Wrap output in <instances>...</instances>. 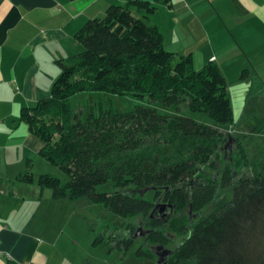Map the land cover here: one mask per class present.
<instances>
[{"label": "trees", "instance_id": "1", "mask_svg": "<svg viewBox=\"0 0 264 264\" xmlns=\"http://www.w3.org/2000/svg\"><path fill=\"white\" fill-rule=\"evenodd\" d=\"M151 11L149 1L125 0L88 19L74 35L83 50L58 59L50 94L22 109L21 120L44 143L40 156L68 176L62 182L41 173L36 182L55 200L87 197L122 220L145 218L153 243L169 250L165 264H264V178L245 170L247 147L235 131L226 79L213 61L198 70L190 54L174 62L147 20ZM82 92L147 97L176 112L137 104L125 112L92 105L84 113L71 100ZM184 110L202 112L213 124ZM17 179L34 181L29 161ZM157 199L172 213L213 207L187 220L185 237L169 249L156 227L172 213L166 221L153 217ZM123 229L126 236L93 243L104 239L126 253L140 228L133 236V226ZM154 250L142 242L136 254L152 259Z\"/></svg>", "mask_w": 264, "mask_h": 264}, {"label": "crops", "instance_id": "2", "mask_svg": "<svg viewBox=\"0 0 264 264\" xmlns=\"http://www.w3.org/2000/svg\"><path fill=\"white\" fill-rule=\"evenodd\" d=\"M146 1L152 5L147 20L162 34L165 49L175 57L190 54L197 68L215 62L232 107L243 112L264 104V0ZM124 3L0 0V264H73L61 249L63 231L53 213L67 199L55 200L37 184L49 166L37 173L34 162L51 163L40 156L44 143L20 113L50 94L56 61L80 52L74 35L84 23ZM244 68L250 70L246 78L240 76ZM28 161L31 183L17 179Z\"/></svg>", "mask_w": 264, "mask_h": 264}, {"label": "rangeland", "instance_id": "3", "mask_svg": "<svg viewBox=\"0 0 264 264\" xmlns=\"http://www.w3.org/2000/svg\"><path fill=\"white\" fill-rule=\"evenodd\" d=\"M82 50L83 47L81 46L80 52ZM176 60L177 57H175L173 61L175 62ZM202 65L197 68L195 67V62L193 63L194 69H201ZM234 92H236L235 88ZM253 99H255V97ZM71 100L72 105L75 108L81 109L84 113H86L92 105L112 111L125 112L133 109L137 104L151 106L166 113L176 112L175 106H162L159 102H150L147 97L138 99L127 95L120 96L103 92H96L90 95L87 92H82L73 96ZM232 108H234L233 112L236 120L237 129H235V131L241 134V140L247 147L248 169L245 170L248 174L252 175L260 172L261 177L264 178V104L256 107L251 105L249 107L247 106L246 110L243 112L241 111L242 108H238L235 103ZM183 113L199 121L213 124L202 112L184 110ZM42 162L47 164V166L42 165ZM34 163L35 172L39 173V171L48 170L50 172L47 171L46 173L58 177L62 182L68 180V176L58 167L44 160H42L41 163ZM48 166L49 168L44 170L46 169L45 167ZM44 189L49 192L48 188ZM147 197L151 196L148 195ZM63 203L65 205L58 210L54 208L55 210L53 209V213L57 215L56 225L61 227L63 231L60 243L62 246L61 249L67 253L73 264H155V258L147 259L136 254L137 248L143 242V233L138 232L132 246L126 253L104 239L96 244L93 243L94 239L99 236H103L104 238L110 235H114L117 238L126 236L128 231L123 228L127 225L133 226L130 235H134V232L138 228L149 229L151 226H148L145 218L140 217L122 220L106 210L102 205L92 203L87 197H79L72 200L68 199L63 201ZM162 203L163 201L160 199L155 201V205ZM212 207L210 203L199 213H196L197 210L195 209L187 208L173 211L166 224L161 227H156L157 231L163 233L164 237H166L167 247L169 249H174L183 240L185 237L184 234L186 233L183 231L187 228L185 226H188L187 220H190V223L194 222L198 218V215L204 216ZM48 208L49 206L47 203L42 205V213L40 215L43 218ZM158 214L159 213H154V215ZM51 217L53 218L54 216L52 215ZM147 239L150 244H154L152 240L154 237L148 236Z\"/></svg>", "mask_w": 264, "mask_h": 264}, {"label": "flooded vegetation", "instance_id": "4", "mask_svg": "<svg viewBox=\"0 0 264 264\" xmlns=\"http://www.w3.org/2000/svg\"><path fill=\"white\" fill-rule=\"evenodd\" d=\"M140 232H142L144 234V236L142 237L143 239V244L146 246H152L155 248V253H154V257L155 258V264H165V254L167 253V250L165 248H160V250L158 251L157 247H162V244L159 243H154V244H148L146 243V238L149 234H151L152 232V228L146 229V228H140Z\"/></svg>", "mask_w": 264, "mask_h": 264}, {"label": "water", "instance_id": "5", "mask_svg": "<svg viewBox=\"0 0 264 264\" xmlns=\"http://www.w3.org/2000/svg\"><path fill=\"white\" fill-rule=\"evenodd\" d=\"M230 143V140L228 141ZM154 213H159L158 215H154ZM172 213V206L166 203L158 204L156 205L153 210L151 215L161 221H166L167 218L171 215ZM138 235V233L135 234V236ZM161 247H157L158 251L160 250ZM167 252L169 251L166 249Z\"/></svg>", "mask_w": 264, "mask_h": 264}, {"label": "built area", "instance_id": "6", "mask_svg": "<svg viewBox=\"0 0 264 264\" xmlns=\"http://www.w3.org/2000/svg\"><path fill=\"white\" fill-rule=\"evenodd\" d=\"M26 264H31V263H26Z\"/></svg>", "mask_w": 264, "mask_h": 264}]
</instances>
